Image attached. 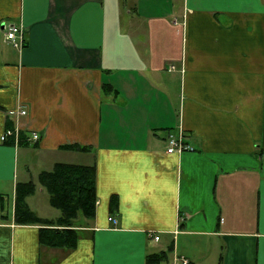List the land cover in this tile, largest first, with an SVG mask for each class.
<instances>
[{
	"label": "crops",
	"instance_id": "0c3cea01",
	"mask_svg": "<svg viewBox=\"0 0 264 264\" xmlns=\"http://www.w3.org/2000/svg\"><path fill=\"white\" fill-rule=\"evenodd\" d=\"M3 23L24 42L0 30V264H146L168 247L169 264H264V0H0ZM181 131L194 148L167 152ZM56 163L95 167L70 248L13 215L33 182L27 206L58 217L28 200Z\"/></svg>",
	"mask_w": 264,
	"mask_h": 264
},
{
	"label": "trees",
	"instance_id": "16d2710c",
	"mask_svg": "<svg viewBox=\"0 0 264 264\" xmlns=\"http://www.w3.org/2000/svg\"><path fill=\"white\" fill-rule=\"evenodd\" d=\"M80 150L84 147L76 146ZM47 190L50 204L59 211L57 218L37 216L26 204L25 197L34 190L33 182L19 183L15 190L14 220L20 224H39L38 239L43 245L70 248L76 245L78 219L91 218L95 210L94 165L56 163L39 175ZM4 210L1 203L0 210ZM171 247L147 254L146 264H169Z\"/></svg>",
	"mask_w": 264,
	"mask_h": 264
},
{
	"label": "built area",
	"instance_id": "2783aa9c",
	"mask_svg": "<svg viewBox=\"0 0 264 264\" xmlns=\"http://www.w3.org/2000/svg\"><path fill=\"white\" fill-rule=\"evenodd\" d=\"M4 30V36L6 40L14 47L21 48L24 42L22 27L17 24H2L0 25V30ZM174 66L171 65L170 68ZM8 114L11 115H25L26 109L24 107H15L8 110ZM12 131L8 129L5 133L1 135V139H5L6 136L11 135ZM39 135L35 132L31 135V139L34 141L37 140ZM167 141V152H181L183 150H192L194 147L186 140L185 133L181 131L180 134H174L173 132H169L166 136ZM109 220L114 221L115 219L112 217H108ZM155 239H158V236H154ZM180 264H190V261L185 256L179 257Z\"/></svg>",
	"mask_w": 264,
	"mask_h": 264
},
{
	"label": "rangeland",
	"instance_id": "374dc122",
	"mask_svg": "<svg viewBox=\"0 0 264 264\" xmlns=\"http://www.w3.org/2000/svg\"><path fill=\"white\" fill-rule=\"evenodd\" d=\"M43 187V191L40 192V188ZM48 193L45 187L41 184L38 183L36 184V192L33 196H31L28 200L30 201V204L33 208L37 209L39 212L42 214L50 217V216H55L59 214V211L50 205V201H48ZM15 201V200H14ZM8 208H12V206L8 205ZM14 207V204H13ZM7 210V209H6ZM6 210H4L6 212ZM9 211V210H7ZM45 218V217H43Z\"/></svg>",
	"mask_w": 264,
	"mask_h": 264
}]
</instances>
